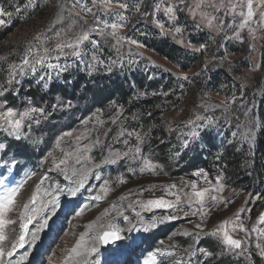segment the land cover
<instances>
[{
	"label": "rangeland",
	"instance_id": "obj_1",
	"mask_svg": "<svg viewBox=\"0 0 264 264\" xmlns=\"http://www.w3.org/2000/svg\"><path fill=\"white\" fill-rule=\"evenodd\" d=\"M0 19V115L29 112L19 138L0 120V193L21 185L0 264H264V186L254 169L264 0H0ZM84 32L77 54L57 49ZM160 41L178 47L175 59L157 51ZM79 76L75 95L57 91ZM114 81L129 90L126 101L94 103L86 88ZM15 140L38 155L4 153ZM226 150L239 155L235 172ZM195 153L204 164L188 168ZM237 171L250 183L238 184ZM204 189L198 202L193 193ZM160 199L172 207L148 204ZM115 230L118 240L97 239ZM225 230L240 247L225 243Z\"/></svg>",
	"mask_w": 264,
	"mask_h": 264
},
{
	"label": "trees",
	"instance_id": "obj_2",
	"mask_svg": "<svg viewBox=\"0 0 264 264\" xmlns=\"http://www.w3.org/2000/svg\"><path fill=\"white\" fill-rule=\"evenodd\" d=\"M13 1L17 2L18 0H13ZM1 39H2V37H0V41H1ZM156 48H157L158 52H161V54L164 53V55L172 56V58H174V59H175V55H177L179 52L178 47H176L175 45L170 44L168 42H165V41H160L158 44H156ZM221 74L216 73V74L212 75L211 79H212V81H215L214 84L217 85L218 81L221 80ZM81 80L82 79L80 76L77 77L76 80H74V82H72V87L70 90H67L64 87L59 86V89H57V91H59L63 96H71V95L73 96L77 93V90L79 88ZM134 81L136 82L138 87L141 85L143 86L142 80L134 79ZM149 84H152V83L149 82ZM95 87L88 86V88H86V89L92 95L93 102L96 104L104 103V102L110 100L111 98H113L116 94H119L122 101H126L128 94H129V90H126V88L123 86V84L121 82L118 83L117 81H114V82H112V84L107 85L105 87L104 86H102L101 88H99V86H95ZM204 141H205L208 149H210L211 144H212L211 138L205 139ZM10 151H12L13 153H17V155L20 158H22L26 161L27 160L30 161V159H32V158H34V156L38 155V153L35 152L34 150L28 149L27 145L22 143V141H20V140L10 141L7 143L6 150L4 153L10 152ZM195 154H196L195 156L184 158V161L186 162V165L188 168L196 166V165H201V164L203 165L204 164V160H202V158H201V154H203V153H195ZM197 154H200V155H197ZM238 158H239L238 154H234L233 152H231V150H228V151L226 150L223 160L225 161L227 168H230L233 172H235L237 170V167L240 165L239 164L240 161L238 162ZM261 159L262 160L264 159V133L263 132H260V138L258 140V145L256 147V152H255V156H254V162H255L254 169L256 170V174L260 177L259 180L261 181V185L264 186V164L262 167L260 164ZM244 173L245 172H241V171L238 172L237 171V173L235 175L234 174L232 175L233 179L234 180L236 179L237 183L240 185H243L246 183L248 184L251 181V178L248 176L247 177L244 176L245 175ZM262 196L264 197V192L262 193ZM152 237H154V235ZM150 239H152V238H150Z\"/></svg>",
	"mask_w": 264,
	"mask_h": 264
},
{
	"label": "snow or ice",
	"instance_id": "obj_3",
	"mask_svg": "<svg viewBox=\"0 0 264 264\" xmlns=\"http://www.w3.org/2000/svg\"><path fill=\"white\" fill-rule=\"evenodd\" d=\"M121 7H124V5H121ZM171 9H169L170 11ZM249 15H251V12H249ZM4 23V20L0 19V24H3ZM108 23L105 22L104 23V27H108ZM121 25H118L116 23H112L111 24V28L112 29H116L118 27H120ZM89 39V35L87 32H84L81 36L77 37L76 38V43L75 44H72V43H69V44H65V45H57V49L60 50V49H63V48H71L73 49V54H77L76 52V49L79 48L80 44L83 42V41H87ZM133 43H135V41H132ZM93 43H95V41H93ZM42 60L41 59H37L36 60V63H41ZM24 65H28L30 64V61L27 57H25V59L23 60L22 62ZM35 69L33 68V71ZM45 87H47V85H45ZM30 111H43L42 109H31ZM15 115L14 111L12 109H8L6 112H4L2 115H0V120L2 121H6L7 124L9 125V127L12 129V133L14 135L17 136V138H19V129L21 128L22 126V122L24 121L25 118H29V112H24V113H21L19 114V118L18 119H12V117ZM193 135H195V133H193ZM0 147H3L2 145H0ZM114 162V161H113ZM217 182L219 183V179L217 180ZM83 186V182H81V187ZM20 187L21 185H17L16 187H13V188H7L4 190L3 193H0V242H3L6 237H5V233H4V228H5V225L7 223H11L10 220H6L5 217H6V214L12 210V206L14 204V198L15 196L18 194L19 190H20ZM192 187L195 189L196 185L193 184ZM208 190L207 189H204V190H200V191H195L193 193V195H195L197 198H198V202H202L204 197H205V193L207 192ZM37 199V196L36 194L34 193L32 198H31V202L32 203H35V200ZM179 199V198H177ZM212 199H216L215 197H212ZM148 204L149 205H152V206H155L157 208H161V207H167V208H171L172 205L166 201H164L163 199H160V200H155V201H148ZM24 208L25 210H27L29 208V205L28 204H25L24 205ZM32 212H35L36 209L33 208L31 210ZM79 215V213H78ZM25 217V213H22L21 214V219L23 221ZM34 219V216L32 215H27V222L24 223L22 222L21 225H20V228H21V235L19 236V241L22 242L24 240V230L27 229L28 227V224H30L32 222V220ZM260 220L261 222H264V214H261V217H260ZM151 227H155V223L153 224H150V225H147L145 230H147V228H151ZM82 237H83V234H82ZM223 237H224V241L225 243H227L228 245H231V246H235V247H240V242L235 240V239H232L231 236L228 235L227 231L225 230L223 232ZM120 237H119V234H118V230H115V231H109V232H104L102 235H99L97 237V239L101 242V243H104V244H108L110 242H114L115 240H118ZM17 245H13V251L15 250V247ZM19 246H22V243L19 245ZM13 251H9L8 252V255L9 256H12L13 255ZM73 252L76 251L75 248H73L72 250ZM92 252H95L96 251V248H92L91 249ZM0 255H3V249L0 248Z\"/></svg>",
	"mask_w": 264,
	"mask_h": 264
},
{
	"label": "bare ground",
	"instance_id": "obj_4",
	"mask_svg": "<svg viewBox=\"0 0 264 264\" xmlns=\"http://www.w3.org/2000/svg\"><path fill=\"white\" fill-rule=\"evenodd\" d=\"M75 252H76V251H75ZM75 252H74V253H75ZM77 252H78V253H79V252H81V253H82V252H83V250H82V249H79ZM71 253H72V252H71ZM30 255H31V256H30ZM28 257H32V252H29V255H28ZM70 264H71V263H70ZM72 264H73V263H72Z\"/></svg>",
	"mask_w": 264,
	"mask_h": 264
},
{
	"label": "water",
	"instance_id": "obj_5",
	"mask_svg": "<svg viewBox=\"0 0 264 264\" xmlns=\"http://www.w3.org/2000/svg\"><path fill=\"white\" fill-rule=\"evenodd\" d=\"M110 243H112V242H110ZM110 243H108V244H110Z\"/></svg>",
	"mask_w": 264,
	"mask_h": 264
}]
</instances>
